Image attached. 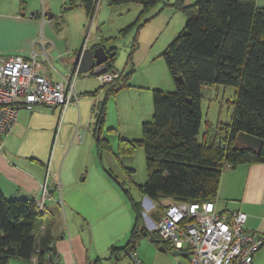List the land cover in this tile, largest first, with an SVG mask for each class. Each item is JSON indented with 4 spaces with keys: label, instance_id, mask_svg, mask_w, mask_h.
<instances>
[{
    "label": "trees",
    "instance_id": "trees-1",
    "mask_svg": "<svg viewBox=\"0 0 264 264\" xmlns=\"http://www.w3.org/2000/svg\"><path fill=\"white\" fill-rule=\"evenodd\" d=\"M98 1L68 0L67 8L82 6L92 20ZM106 1L110 6L140 3L143 11H147L162 0ZM178 1L184 3V0ZM185 8V29L164 53L177 88L168 92L154 90L153 121L143 123L142 138L121 139L119 143L121 155L138 146L144 149L147 179L139 185V191L156 202L158 220L166 207L163 200L216 201L227 167L264 163V143L259 151L237 143L241 131L264 141V7H260L257 0H197ZM115 56L107 62L108 71L113 68ZM133 71L122 72L102 85L106 94L96 130L100 151L111 148L110 141L101 135L108 98L130 86ZM203 85L235 87L231 121H219L217 132L212 136L210 128L201 133ZM94 93L96 91L90 92ZM125 192L136 212L129 241L122 247L131 255L135 252L137 238L150 233L141 225V202L134 200L127 189ZM42 223H46L50 231L52 221L38 211L34 200L10 198L0 189V264H9L14 257L31 259L38 251L36 233ZM153 234L157 239L154 238V242L165 245L156 232ZM48 236L41 242L44 247L41 250L47 249V252L50 249L47 248ZM120 249L113 247V251Z\"/></svg>",
    "mask_w": 264,
    "mask_h": 264
},
{
    "label": "crops",
    "instance_id": "crops-1",
    "mask_svg": "<svg viewBox=\"0 0 264 264\" xmlns=\"http://www.w3.org/2000/svg\"><path fill=\"white\" fill-rule=\"evenodd\" d=\"M42 2V10H38L33 0H0V54L29 57L35 52L42 61V73L53 80L54 75L64 78L74 71L76 52L80 49L71 46L65 33L71 27L65 21L66 12L72 13L74 9H82L86 15L87 12L82 6L67 8L68 0ZM57 4H63L65 8L59 11L55 9ZM51 10H56V13H51ZM99 45L102 44L91 48ZM105 48L116 54V49L111 51L112 48ZM81 74L92 75L90 71ZM97 77L100 80L99 75ZM100 89L105 91L102 85ZM98 92H85V96L78 93V101L66 108L43 105L34 110L21 108L17 122L2 137L1 191L10 198L34 200L38 211L46 220L52 221L50 231L46 223L40 225L36 233L38 251L35 255L29 260L10 258L9 264H120L123 256H128L122 247L127 245L136 223L132 201L129 199V203L120 188L104 186L107 174L102 166L98 167L94 162L91 168L84 164L86 170H79L70 158L72 150L81 144V129L86 132L85 138L88 141L95 140L99 150V134L96 135V130L103 101L96 111V105H92L93 101L89 98ZM65 131L68 135L64 134ZM44 187L46 193L43 195ZM105 192L116 194L118 205L105 209ZM94 195L98 201L96 204L89 201V197ZM41 200L44 204L42 209L39 207ZM134 200L141 202L142 214L145 209L148 210L143 200ZM170 201L165 199L162 203L166 205ZM216 205L219 212H245L248 216L245 228L264 235V163L227 167L221 177ZM150 207L153 218L158 221L157 206L154 204V207ZM145 220L146 224L141 225L148 230L147 226L150 227L152 221L148 217ZM46 235H49L48 252L47 249L41 250L44 248L41 246L42 238H46ZM113 247L121 249L113 251ZM136 251L137 245L134 254L145 264ZM261 251L255 254L253 264H259L262 260ZM182 256L186 261L187 257Z\"/></svg>",
    "mask_w": 264,
    "mask_h": 264
},
{
    "label": "rangeland",
    "instance_id": "rangeland-1",
    "mask_svg": "<svg viewBox=\"0 0 264 264\" xmlns=\"http://www.w3.org/2000/svg\"><path fill=\"white\" fill-rule=\"evenodd\" d=\"M196 1L184 0L181 4L178 0H162L147 11H143L139 3L110 6L105 0H100L92 20L82 9H74L72 13L66 12L67 15H64L65 21L71 25L70 31L65 33L72 47L91 48L93 45L102 44L108 49L115 48L116 56L112 62V70L119 71L116 72L117 76L134 69L130 86L110 95L107 101L106 118L101 135L110 141L111 148L100 152L97 150L95 140L88 141V138H85L86 132L81 129L79 131L82 135L81 144L74 146L70 154V158L79 170L82 168L86 170L84 164L91 168L94 162L98 167L102 166L107 174V182H104V186L120 188L129 203L130 198L125 192L126 189L133 198L143 201L145 199V195L139 191V185L147 179L146 157L144 149L139 146L130 153L119 154V143L121 139L132 141L142 138L143 123L153 121L154 90L167 92L176 90V83L167 66L164 53L185 29L187 22L185 6ZM33 4L38 6V10H42V0H33ZM257 4L264 7V0H257ZM62 7L63 4H57L55 9L62 11ZM51 13H56V10H51ZM54 77L55 80H63L57 75ZM103 84L104 82H101L97 76L82 75L76 85L77 92L82 96H85V92L100 91L89 97L93 101L92 105H96L94 107L96 111L99 103L105 98V91L100 89V85ZM91 88L93 90H90ZM234 97V86H202L201 133H204L209 126L212 136L217 132L219 121L224 123L231 121ZM92 118L95 119V116L93 115ZM64 134L68 135L66 131ZM103 198L105 209L114 204L118 205L117 195L112 192H105ZM89 199L90 202L98 203L95 195L90 196ZM153 203L157 206L156 202ZM145 212L156 223L151 214L152 210L145 209ZM143 223L146 224L144 213L141 224ZM147 227L150 234L140 235L137 238L136 251L145 264H178L179 261H184L182 255H173V250L167 248L170 245L154 242L152 239H156V234H153L155 228ZM160 246H164L166 250H161ZM261 254L263 257L259 264H264V246ZM123 257L120 264H137L132 256Z\"/></svg>",
    "mask_w": 264,
    "mask_h": 264
},
{
    "label": "built area",
    "instance_id": "built-area-1",
    "mask_svg": "<svg viewBox=\"0 0 264 264\" xmlns=\"http://www.w3.org/2000/svg\"><path fill=\"white\" fill-rule=\"evenodd\" d=\"M42 61L33 52L31 56L0 55V149L2 137L13 128L19 110H34L43 105L66 108L77 102L79 94L75 84L78 70L55 81L40 71ZM116 72L107 71L99 78L110 82ZM46 192L44 187L43 195ZM149 210L153 201L144 199ZM43 200L39 207L43 208ZM145 218L151 219L146 212ZM248 216L242 211L219 212L216 201L172 202L166 205L156 223L158 238L181 253L191 252L186 261L178 264H253L255 254L264 246V235L248 231ZM137 264H143L134 254Z\"/></svg>",
    "mask_w": 264,
    "mask_h": 264
},
{
    "label": "water",
    "instance_id": "water-1",
    "mask_svg": "<svg viewBox=\"0 0 264 264\" xmlns=\"http://www.w3.org/2000/svg\"><path fill=\"white\" fill-rule=\"evenodd\" d=\"M114 55L115 52H108L103 45H99L94 48L82 47L76 52L74 71L78 70L80 73H88L90 71L94 76L101 75L108 71L107 62L110 57ZM111 71L116 72L115 70ZM237 143L259 151L263 147L264 141L259 137L241 131L237 135ZM145 198L152 202V199L148 196H145ZM159 248L161 250H166L164 246H160ZM172 253L174 256L181 254L188 256L191 252L181 253L178 250H173Z\"/></svg>",
    "mask_w": 264,
    "mask_h": 264
}]
</instances>
